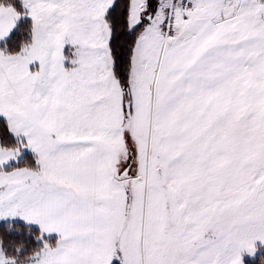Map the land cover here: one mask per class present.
<instances>
[{
    "label": "snow or ice",
    "instance_id": "snow-or-ice-1",
    "mask_svg": "<svg viewBox=\"0 0 264 264\" xmlns=\"http://www.w3.org/2000/svg\"><path fill=\"white\" fill-rule=\"evenodd\" d=\"M117 7L0 0V264H243L264 0Z\"/></svg>",
    "mask_w": 264,
    "mask_h": 264
},
{
    "label": "trees",
    "instance_id": "trees-1",
    "mask_svg": "<svg viewBox=\"0 0 264 264\" xmlns=\"http://www.w3.org/2000/svg\"><path fill=\"white\" fill-rule=\"evenodd\" d=\"M117 2V9H116V15L118 16L123 11V5L125 0H116ZM0 135H3V125L0 124ZM3 233L0 231V236H2ZM262 257H264V247L259 250V253L251 259H244L243 264H262Z\"/></svg>",
    "mask_w": 264,
    "mask_h": 264
},
{
    "label": "rangeland",
    "instance_id": "rangeland-1",
    "mask_svg": "<svg viewBox=\"0 0 264 264\" xmlns=\"http://www.w3.org/2000/svg\"><path fill=\"white\" fill-rule=\"evenodd\" d=\"M256 247H257V251H256L254 254H252V255H250V254H248V253H244V254H243V261H244V259H251V258H254V257L259 253V250H260L261 248H263L264 246H262V245L260 244V242L258 241V242L256 243Z\"/></svg>",
    "mask_w": 264,
    "mask_h": 264
}]
</instances>
